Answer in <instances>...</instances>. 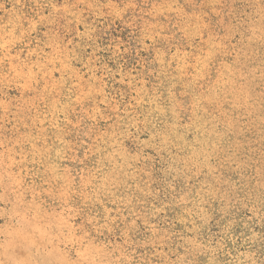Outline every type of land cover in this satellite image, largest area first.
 I'll list each match as a JSON object with an SVG mask.
<instances>
[{"label": "rangeland", "instance_id": "obj_1", "mask_svg": "<svg viewBox=\"0 0 264 264\" xmlns=\"http://www.w3.org/2000/svg\"><path fill=\"white\" fill-rule=\"evenodd\" d=\"M0 264H264V0H0Z\"/></svg>", "mask_w": 264, "mask_h": 264}]
</instances>
